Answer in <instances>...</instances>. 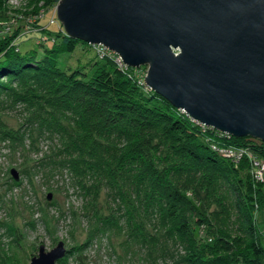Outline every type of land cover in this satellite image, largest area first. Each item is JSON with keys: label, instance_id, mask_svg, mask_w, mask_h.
<instances>
[{"label": "trees", "instance_id": "obj_1", "mask_svg": "<svg viewBox=\"0 0 264 264\" xmlns=\"http://www.w3.org/2000/svg\"><path fill=\"white\" fill-rule=\"evenodd\" d=\"M12 31L0 33V92L61 114L68 125L51 115L48 123L60 138L53 154L83 187H107L122 199L131 193L128 207L146 220L161 219L191 264H264V232L255 223V207L264 211V181L253 179L247 161L236 165L211 147L216 140L264 157L263 141L223 140L201 126L141 84L147 66L123 69L104 57L88 73L62 69V55L81 45L94 50L63 29L44 50L42 41L16 47Z\"/></svg>", "mask_w": 264, "mask_h": 264}, {"label": "rangeland", "instance_id": "obj_2", "mask_svg": "<svg viewBox=\"0 0 264 264\" xmlns=\"http://www.w3.org/2000/svg\"><path fill=\"white\" fill-rule=\"evenodd\" d=\"M62 29L53 0H0V33L13 30L12 44L22 50L41 41L44 50L59 42ZM101 59L81 45L62 55L60 65L88 73ZM39 107L0 92V264H30L41 245L50 251L60 242L66 253L56 264H191L185 258L189 252L161 219L151 214L146 220L128 207L131 193L122 199L107 187L82 186L53 154L60 138L49 131L50 117L67 121L55 109L48 114ZM255 223L264 232V211L258 206Z\"/></svg>", "mask_w": 264, "mask_h": 264}, {"label": "water", "instance_id": "obj_3", "mask_svg": "<svg viewBox=\"0 0 264 264\" xmlns=\"http://www.w3.org/2000/svg\"><path fill=\"white\" fill-rule=\"evenodd\" d=\"M57 16L68 36L147 66V87L193 120L264 142V0H60ZM65 253L41 245L30 264Z\"/></svg>", "mask_w": 264, "mask_h": 264}, {"label": "built area", "instance_id": "obj_4", "mask_svg": "<svg viewBox=\"0 0 264 264\" xmlns=\"http://www.w3.org/2000/svg\"><path fill=\"white\" fill-rule=\"evenodd\" d=\"M92 46H93V49L96 52L97 56H99L100 58L110 57L121 68L127 69L129 67V66H127L126 63H124V61L120 55H118L116 52L110 50L106 46H104L102 44H96V45H92ZM142 83L145 84V81L143 80L141 82V84ZM195 122H197V121H195ZM197 123L200 124L201 126L205 127V128L207 127V128H212L214 130H217L213 127L206 126L200 122H197ZM219 132H220L219 136H221L223 138V140H224V138L227 140H230L231 137L233 136V135L226 133V132H222V131H219ZM211 147L218 154L231 159L236 165L240 164L244 160L247 161V163L249 164L250 172H251L253 178L256 180V182H263L264 181V157L260 156L257 152H254L253 150H251V148L246 147V146L221 143V142H218L216 140L211 141Z\"/></svg>", "mask_w": 264, "mask_h": 264}]
</instances>
